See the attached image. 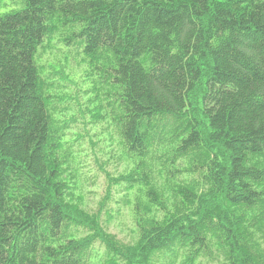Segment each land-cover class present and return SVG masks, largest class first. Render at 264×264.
I'll return each mask as SVG.
<instances>
[{
  "label": "trees",
  "instance_id": "16d2710c",
  "mask_svg": "<svg viewBox=\"0 0 264 264\" xmlns=\"http://www.w3.org/2000/svg\"><path fill=\"white\" fill-rule=\"evenodd\" d=\"M66 29L134 164L132 245L65 201L37 58ZM95 242L98 264H264V0H0V264H92Z\"/></svg>",
  "mask_w": 264,
  "mask_h": 264
},
{
  "label": "rangeland",
  "instance_id": "374dc122",
  "mask_svg": "<svg viewBox=\"0 0 264 264\" xmlns=\"http://www.w3.org/2000/svg\"><path fill=\"white\" fill-rule=\"evenodd\" d=\"M72 31L62 30L60 38L58 35L51 37L37 58L42 75L53 83L50 91L64 100L62 109L53 115V120L56 126H61L59 152L64 159L61 179L67 185L65 201L88 215L99 213L105 233L122 244L132 245L138 240L132 211L133 197L137 192L118 185L117 180L129 173L134 164L124 154L110 121L95 64L81 53L78 39L70 47L60 41ZM156 150L151 148L146 161L155 172L157 187L164 191L166 180L156 158H152ZM85 234L86 231L81 229L80 236ZM94 250L96 258L92 264H98L103 247L95 242ZM199 264L220 263L215 258L200 260Z\"/></svg>",
  "mask_w": 264,
  "mask_h": 264
}]
</instances>
